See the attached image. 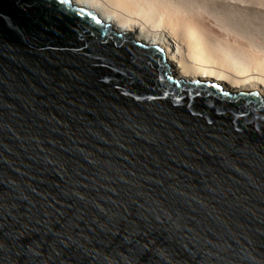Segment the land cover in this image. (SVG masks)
I'll return each instance as SVG.
<instances>
[{
	"label": "water",
	"instance_id": "water-1",
	"mask_svg": "<svg viewBox=\"0 0 264 264\" xmlns=\"http://www.w3.org/2000/svg\"><path fill=\"white\" fill-rule=\"evenodd\" d=\"M163 54L0 0V264H264V96Z\"/></svg>",
	"mask_w": 264,
	"mask_h": 264
},
{
	"label": "bare ground",
	"instance_id": "bare-ground-1",
	"mask_svg": "<svg viewBox=\"0 0 264 264\" xmlns=\"http://www.w3.org/2000/svg\"><path fill=\"white\" fill-rule=\"evenodd\" d=\"M70 1L93 11L117 32L131 33L132 41L162 49L167 74L174 78L184 82L212 80L222 89L232 92L257 90L264 96V41L261 44L259 40V43L253 41L244 29L233 28L232 31L245 36L248 42L215 39L200 26L195 15L182 6L184 4H177L179 0ZM186 1L190 2H179L187 5ZM239 3L264 8L257 5L264 4V0H241ZM192 10L196 11L195 8ZM255 29L259 31V28ZM261 33L264 35L263 31ZM247 43L249 46L245 47Z\"/></svg>",
	"mask_w": 264,
	"mask_h": 264
},
{
	"label": "rangeland",
	"instance_id": "rangeland-1",
	"mask_svg": "<svg viewBox=\"0 0 264 264\" xmlns=\"http://www.w3.org/2000/svg\"><path fill=\"white\" fill-rule=\"evenodd\" d=\"M178 0H175V2ZM180 1V0H179ZM177 2V4H184ZM190 0L182 5L197 18L200 26L212 37L222 42L242 43L248 42L245 36H240L232 29H244L253 41L261 44L264 41V8L243 5L241 0ZM255 3H252V5ZM195 7H194V6ZM263 6V3H257ZM253 7V8H252ZM195 8L196 11L192 9ZM231 27V28H230ZM259 28V31H256ZM115 29V28H114ZM233 34V35H232ZM235 36V37H234ZM235 38L238 40L236 42ZM259 40V42H258ZM137 41V40H136ZM254 44V43H253ZM242 45V44H241ZM245 45V44H243ZM249 46L248 43L245 45ZM169 65V62H167Z\"/></svg>",
	"mask_w": 264,
	"mask_h": 264
}]
</instances>
